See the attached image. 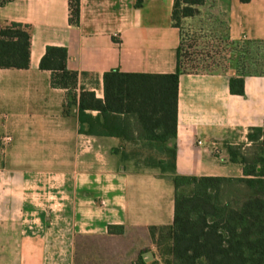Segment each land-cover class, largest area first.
<instances>
[{"label": "crops", "instance_id": "obj_1", "mask_svg": "<svg viewBox=\"0 0 264 264\" xmlns=\"http://www.w3.org/2000/svg\"><path fill=\"white\" fill-rule=\"evenodd\" d=\"M174 3L80 0L79 25L69 21V0L0 5V26L16 22L31 33L29 68L0 69V110L7 111L0 113L7 148L0 156V264H142L147 251L162 264L153 231L173 224V175L136 166L159 144L127 139L125 131L136 137L140 129L133 118L80 112L79 100L90 92L104 103V75L113 69L177 71L183 36L173 25ZM184 21L214 34L229 65L180 76L176 173L241 178L226 147L249 146L250 130L264 127V0H205ZM48 46L67 48V67L78 72L68 116L66 90L52 87V72L40 69ZM239 77L243 95L230 91Z\"/></svg>", "mask_w": 264, "mask_h": 264}, {"label": "trees", "instance_id": "obj_2", "mask_svg": "<svg viewBox=\"0 0 264 264\" xmlns=\"http://www.w3.org/2000/svg\"><path fill=\"white\" fill-rule=\"evenodd\" d=\"M10 0H0V5ZM205 0H175L172 20L183 42L178 51L177 71L171 74L123 73L113 69L104 75L105 102L94 93L82 92L79 109L96 108L103 117L111 112L133 118L140 129L124 132L159 144L146 148L139 168H153L173 175L174 220L170 227L154 229L162 264H264V127L252 128L249 146H228V162L243 169V177H197L176 173L177 99L179 79L193 72L185 63L182 22L197 13ZM251 0H240L246 4ZM145 0H136L141 8ZM71 24L80 23V0H69ZM31 33L28 26L10 22L0 26V69H28ZM65 47L48 46L40 69L52 72L51 85L66 90L65 115L77 103L78 72L67 67ZM208 71V66L204 67ZM233 94H244L243 77L230 80ZM91 99L85 104L84 98ZM82 119V118H81ZM143 149H138L140 156ZM155 153L153 156L149 153ZM113 227H111V230ZM142 264H145L141 259ZM154 262L153 264H156Z\"/></svg>", "mask_w": 264, "mask_h": 264}, {"label": "rangeland", "instance_id": "obj_3", "mask_svg": "<svg viewBox=\"0 0 264 264\" xmlns=\"http://www.w3.org/2000/svg\"><path fill=\"white\" fill-rule=\"evenodd\" d=\"M184 34V49L187 52L185 63L193 67V72H204V67L208 66V71L216 72L223 71L228 67L229 63L224 61L223 50L217 44L216 36L211 32L194 31L185 21L182 22ZM196 34V35H195ZM222 61V62H221ZM242 66V63H239ZM0 113H7L5 109L0 110ZM1 133V137L4 135ZM7 149V148H6ZM4 147L0 145V156H5Z\"/></svg>", "mask_w": 264, "mask_h": 264}, {"label": "water", "instance_id": "obj_4", "mask_svg": "<svg viewBox=\"0 0 264 264\" xmlns=\"http://www.w3.org/2000/svg\"><path fill=\"white\" fill-rule=\"evenodd\" d=\"M142 257H143L145 264H153V262L155 261L154 254L151 251H147L143 253Z\"/></svg>", "mask_w": 264, "mask_h": 264}, {"label": "built area", "instance_id": "obj_5", "mask_svg": "<svg viewBox=\"0 0 264 264\" xmlns=\"http://www.w3.org/2000/svg\"><path fill=\"white\" fill-rule=\"evenodd\" d=\"M11 142V137H6V138H4V143L5 144H8V143H10ZM199 144H201V142H199Z\"/></svg>", "mask_w": 264, "mask_h": 264}]
</instances>
